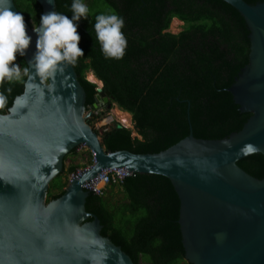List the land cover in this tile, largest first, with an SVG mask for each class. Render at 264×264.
<instances>
[{"label": "water", "instance_id": "1", "mask_svg": "<svg viewBox=\"0 0 264 264\" xmlns=\"http://www.w3.org/2000/svg\"><path fill=\"white\" fill-rule=\"evenodd\" d=\"M36 1L41 15L56 11V0ZM223 1L239 11L249 30L248 62L228 91L250 116L228 136L197 138L190 128L159 152L107 151L90 124L94 110L116 105L100 80L88 111L73 65L61 62L48 78L26 77L22 93L0 112V264H135L86 210L90 192L84 184L105 169L170 180L180 201L178 223L189 263L264 264V177L237 164L248 155H264V1ZM0 8L20 12L14 0H0ZM24 22L32 37L23 56L28 67L40 19L35 26ZM80 146L92 152L93 163L71 173L64 192L48 201L65 156Z\"/></svg>", "mask_w": 264, "mask_h": 264}, {"label": "trees", "instance_id": "2", "mask_svg": "<svg viewBox=\"0 0 264 264\" xmlns=\"http://www.w3.org/2000/svg\"><path fill=\"white\" fill-rule=\"evenodd\" d=\"M256 3L264 0H245ZM26 21L35 26L41 17L36 0H14ZM73 0H56V11L71 18ZM87 19L78 22L79 47L84 56L74 69L86 93L89 108L96 84L86 79L92 72L110 92L117 107L131 115L138 136L127 127L99 134L105 150L134 153L162 151L186 137L190 128L197 138L217 139L240 130L250 113L241 112L228 91L248 62L249 30L237 9L223 0H83ZM115 11L124 20L121 29L127 47L121 59L106 58L96 39L95 17ZM173 18L183 22L178 33L168 31ZM15 63L26 67L17 54ZM27 76L5 81L0 92L7 96L4 113L22 93ZM11 88L8 93L6 89ZM107 111H102L106 114ZM92 120L90 119V124ZM75 147L65 156L77 154ZM87 165L93 154L85 151ZM237 164L249 174L264 177V155L251 154ZM82 166V165H81ZM79 164L59 173L48 188L47 200L60 196L68 175ZM64 178V179H63ZM118 187L122 202H111ZM180 201L170 180L159 174L135 173L122 182L110 181L103 194L90 192L86 210L103 225L101 234L119 245L135 264H191L186 261L178 223Z\"/></svg>", "mask_w": 264, "mask_h": 264}, {"label": "clouds", "instance_id": "3", "mask_svg": "<svg viewBox=\"0 0 264 264\" xmlns=\"http://www.w3.org/2000/svg\"><path fill=\"white\" fill-rule=\"evenodd\" d=\"M71 10V18L56 11L41 15L39 25L33 28L37 37L36 51L22 73L20 64L15 63L16 56L25 55L32 37L26 33L21 12L0 8V85L5 81H20L22 74L48 78L60 69L61 62L75 65L77 59L84 56L83 49L78 46L81 37L77 27L82 18L87 19L90 10L83 0H73ZM95 19L96 39L103 55L106 58L121 59L127 47L126 37L121 31L124 26L123 18L115 11H110L108 14L97 15ZM5 91L10 93L11 88ZM6 103L7 96L0 92V109Z\"/></svg>", "mask_w": 264, "mask_h": 264}, {"label": "rangeland", "instance_id": "4", "mask_svg": "<svg viewBox=\"0 0 264 264\" xmlns=\"http://www.w3.org/2000/svg\"><path fill=\"white\" fill-rule=\"evenodd\" d=\"M182 28H183V22L182 21H180L179 19H177V18H173L172 19V21H171V23H170V25H169V28L167 29L168 31H170V32H172V33H178L179 31H181L182 30ZM88 74H89V72H87L86 74H85V77H86V79L89 81V79L87 78L88 77ZM97 85V84H96ZM102 110H104V111H107V114L105 115L106 117L108 116V117H112L113 118V121H115L114 122V124H117V122H121L119 119H118V117L113 113V111H112V109H107L106 107H100ZM118 109V110H120V111H123V110H121V109H119L118 107H117V105H114V108L113 109ZM99 109V108H98ZM124 112H126V111H124ZM129 114V113H128ZM128 117H130L129 119H130V123H131V126H129V127H127L128 129H130L131 130V135L134 137V136H138L139 137V135L136 133V131H135V129H134V126H133V122H132V120H131V115L129 114V116ZM113 124V125H114ZM91 125H92V127L94 128V130H96L99 134H101V133H103L102 131H101V128H97L96 127V122L94 123L93 121H92V123H91ZM112 125V126H113ZM111 125H110V128L112 127ZM126 127V126H125ZM87 149L84 147V146H80L78 149H77V154H75V155H73V154H71V155H69V156H67V159H65L64 160V166H65V169L69 166V165H71V164H79L80 165V168L79 169H82V168H85V167H83V165H85L86 164V159H85V151H86ZM69 154V153H68ZM67 154V155H68ZM82 165V166H81ZM89 165H87L86 167H88ZM78 169V170H79ZM69 176L70 175H68V179H69ZM64 179V178H63ZM101 184V183H100ZM103 187H106V186H104L103 185ZM124 196H123V193L121 192V190L118 188V187H115L114 188V190H113V192H112V194H111V196H110V201L111 202H122V201H124ZM140 264H149V263H147V262H145V261H140Z\"/></svg>", "mask_w": 264, "mask_h": 264}, {"label": "built area", "instance_id": "5", "mask_svg": "<svg viewBox=\"0 0 264 264\" xmlns=\"http://www.w3.org/2000/svg\"><path fill=\"white\" fill-rule=\"evenodd\" d=\"M102 109H96L93 111L91 115V120L95 123L96 122V127L101 128V131H107L110 128V125L112 126L115 121H113L112 117H106L105 115L107 114H102ZM134 173L132 172H121V171H116L112 169H105L103 170L98 176L95 178L87 181L84 184V189L88 190L89 192H94L96 194H103V191L105 189L104 186H107L110 181H118L122 182L124 178L133 175ZM101 183V184H100ZM100 184V185H99Z\"/></svg>", "mask_w": 264, "mask_h": 264}, {"label": "bare ground", "instance_id": "6", "mask_svg": "<svg viewBox=\"0 0 264 264\" xmlns=\"http://www.w3.org/2000/svg\"><path fill=\"white\" fill-rule=\"evenodd\" d=\"M89 81L93 82V83H99L100 84V81H98V79H96L94 77V75L92 74H88V77ZM113 113L118 117V119L121 121L122 124H124L126 127H129L131 126V123H130V117L129 114L127 112H124V111H120L118 109H112ZM100 185V184H99Z\"/></svg>", "mask_w": 264, "mask_h": 264}, {"label": "flooded vegetation", "instance_id": "7", "mask_svg": "<svg viewBox=\"0 0 264 264\" xmlns=\"http://www.w3.org/2000/svg\"><path fill=\"white\" fill-rule=\"evenodd\" d=\"M96 96H97V93H96V95H95V97H94V102H95V99H96ZM93 102V103H94ZM105 107V106H104ZM89 109H90V107L89 108H87V110L89 111ZM91 117V116H90ZM91 119V118H90Z\"/></svg>", "mask_w": 264, "mask_h": 264}, {"label": "crops", "instance_id": "8", "mask_svg": "<svg viewBox=\"0 0 264 264\" xmlns=\"http://www.w3.org/2000/svg\"><path fill=\"white\" fill-rule=\"evenodd\" d=\"M90 74H92L91 72H89ZM93 75V74H92ZM95 77V76H94ZM96 78V77H95Z\"/></svg>", "mask_w": 264, "mask_h": 264}]
</instances>
